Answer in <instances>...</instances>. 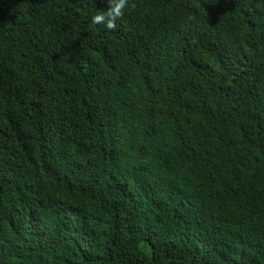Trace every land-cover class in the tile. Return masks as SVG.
Segmentation results:
<instances>
[{"label":"trees","instance_id":"trees-1","mask_svg":"<svg viewBox=\"0 0 264 264\" xmlns=\"http://www.w3.org/2000/svg\"><path fill=\"white\" fill-rule=\"evenodd\" d=\"M0 0V264H264V0Z\"/></svg>","mask_w":264,"mask_h":264},{"label":"clouds","instance_id":"clouds-1","mask_svg":"<svg viewBox=\"0 0 264 264\" xmlns=\"http://www.w3.org/2000/svg\"><path fill=\"white\" fill-rule=\"evenodd\" d=\"M109 7L92 17L93 23L102 25L108 30L117 28V21L124 15L128 0H108Z\"/></svg>","mask_w":264,"mask_h":264}]
</instances>
